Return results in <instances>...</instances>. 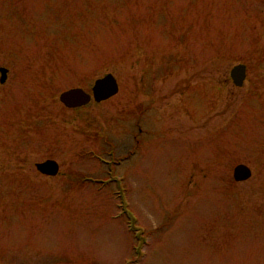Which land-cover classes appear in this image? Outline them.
<instances>
[{
	"label": "rangeland",
	"instance_id": "374dc122",
	"mask_svg": "<svg viewBox=\"0 0 264 264\" xmlns=\"http://www.w3.org/2000/svg\"><path fill=\"white\" fill-rule=\"evenodd\" d=\"M0 67V264H264V0H0Z\"/></svg>",
	"mask_w": 264,
	"mask_h": 264
},
{
	"label": "water",
	"instance_id": "95a60500",
	"mask_svg": "<svg viewBox=\"0 0 264 264\" xmlns=\"http://www.w3.org/2000/svg\"><path fill=\"white\" fill-rule=\"evenodd\" d=\"M6 70L0 68L2 83L5 80ZM231 77L234 84L241 85L245 77V66L240 64L231 69ZM118 91L116 79L111 74L98 78L94 81L92 86V97L96 102H100L115 95ZM60 102L67 108H76L86 105L91 100V95L86 93L81 88H72L66 90L59 95ZM36 169L46 175L54 176L58 172V164L53 160H46L44 162L36 163ZM233 179L236 182L246 181L251 176V170L244 164H238L233 168Z\"/></svg>",
	"mask_w": 264,
	"mask_h": 264
},
{
	"label": "flooded vegetation",
	"instance_id": "af4514ba",
	"mask_svg": "<svg viewBox=\"0 0 264 264\" xmlns=\"http://www.w3.org/2000/svg\"><path fill=\"white\" fill-rule=\"evenodd\" d=\"M0 68H5V70H6V72H5V74H4V76H5V80L1 83V85L2 84H4L5 82H6V80H7V77H8V72H9V70H8V68H6V67H0ZM231 70V69H230ZM2 74L0 73V76H1ZM229 76H230V72H229ZM246 76H247V72H246ZM230 80H231V82L233 83V85L235 86V87H241V86H243V84L241 85V86H237V85H235L234 84V82H233V80L230 78ZM245 80H246V78H245ZM244 80V81H245ZM244 83V82H243ZM147 89V88H146ZM140 90H142V87L140 88ZM150 90H153V89H150ZM187 97H188V95H187ZM144 106H141V110H139V112H138V115L136 116V122H135V126H136V128L138 129V130H140L141 129V125H142V112L145 110L144 108H143ZM156 111L158 112V109H157V107H156ZM145 112V111H144ZM157 112H156V114H157ZM44 176H46V175H44ZM48 177V176H47Z\"/></svg>",
	"mask_w": 264,
	"mask_h": 264
}]
</instances>
